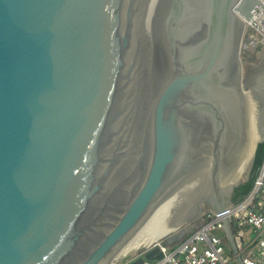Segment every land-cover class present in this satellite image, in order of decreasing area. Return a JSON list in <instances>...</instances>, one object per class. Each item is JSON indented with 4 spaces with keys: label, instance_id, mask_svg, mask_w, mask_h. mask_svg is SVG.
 Segmentation results:
<instances>
[{
    "label": "water",
    "instance_id": "1",
    "mask_svg": "<svg viewBox=\"0 0 264 264\" xmlns=\"http://www.w3.org/2000/svg\"><path fill=\"white\" fill-rule=\"evenodd\" d=\"M257 6L0 0V264H110L236 203L264 141Z\"/></svg>",
    "mask_w": 264,
    "mask_h": 264
},
{
    "label": "built area",
    "instance_id": "2",
    "mask_svg": "<svg viewBox=\"0 0 264 264\" xmlns=\"http://www.w3.org/2000/svg\"><path fill=\"white\" fill-rule=\"evenodd\" d=\"M247 26L250 30V42L256 44L255 38L259 37L260 44L264 47L263 7L257 6L254 9L253 18L247 22ZM225 218H229L232 222L239 251H244L245 226L253 227L261 234V237H257L254 242L258 243L257 250H254L257 256L240 255L242 264H264V163L254 187L243 200L221 212L215 210L204 212L198 220L195 231L177 246L170 247L163 240H157L153 245L151 244V247L159 246L163 257L155 260L154 263L145 260L143 264H233V256L227 251L221 235V232L225 231Z\"/></svg>",
    "mask_w": 264,
    "mask_h": 264
},
{
    "label": "rangeland",
    "instance_id": "3",
    "mask_svg": "<svg viewBox=\"0 0 264 264\" xmlns=\"http://www.w3.org/2000/svg\"><path fill=\"white\" fill-rule=\"evenodd\" d=\"M249 36H250V30L248 29V26L246 27V30H245V34H244V37H243V44H242V52H241V56H242V59L243 61L245 62H249V63H253V64H256V65H259L263 55H264V48L260 46V38L259 37H256L255 40L257 41L256 44H252L250 42V39H249ZM246 48H250V49H256V48H260L258 51L255 50L253 51L254 54L257 56V60H245L243 58V50L246 49ZM245 53V51H244ZM208 210H213V208L211 207H205L201 213H204ZM200 216H197L193 219H191L189 222H185L182 226L178 227V228H174L173 230H171L170 232L166 233L165 235H163L162 237L158 238L157 240H163V239H166L168 236L172 235L173 233L177 232V231H180L181 232V236H185L187 234V230L190 229V226H194V225H197L198 223V220H199ZM250 227V226H249ZM251 230L247 236V240L245 242V244L247 245V248H246V251H256L257 248H258V243H254V244H250V242H253L255 239H257V237H261V234L259 232H256L254 230L253 227H250ZM156 240V241H157ZM156 241H154L153 243H155ZM153 243H148L146 245H143L141 247L138 248V250L136 251L135 254H133L132 256H130L129 258H114L110 264H126L127 262H129L130 260H132L133 258L137 257L141 252L147 250L148 248H150ZM152 244V245H151ZM179 244V243H178ZM177 244V245H178ZM176 245V246H177ZM170 250H172L170 248ZM155 260H152V263H154Z\"/></svg>",
    "mask_w": 264,
    "mask_h": 264
},
{
    "label": "trees",
    "instance_id": "4",
    "mask_svg": "<svg viewBox=\"0 0 264 264\" xmlns=\"http://www.w3.org/2000/svg\"><path fill=\"white\" fill-rule=\"evenodd\" d=\"M261 47V46H259ZM260 48H246L243 50V58L245 60H257V56L254 54L253 51L255 50H259ZM245 51V53H244ZM264 163V141L259 142L257 149H256V154H255V160H254V164H253V168H252V172H251V176L249 178V180L241 183L236 189L235 192L233 194V201L234 202H239L241 200H243L248 194L249 192L252 190V188L254 187L256 178L260 172V169L262 167Z\"/></svg>",
    "mask_w": 264,
    "mask_h": 264
},
{
    "label": "crops",
    "instance_id": "5",
    "mask_svg": "<svg viewBox=\"0 0 264 264\" xmlns=\"http://www.w3.org/2000/svg\"><path fill=\"white\" fill-rule=\"evenodd\" d=\"M260 46H262L261 44H260ZM263 47V46H262ZM264 48V47H263ZM245 233H244V236H243V241H244V251H239V253L240 254H244V255H246V254H249V255H251L252 257H256L257 256V254L255 253V251H252V250H250V251H246V248H247V245L245 244V242H246V238H247V236H248V234H249V232H250V230H251V228L249 227V226H245ZM221 235L223 236V238H224V243H225V245H226V247H227V251L229 252V254H231L232 256H233V264H241V262L238 260V258H237V256H236V254H235V252L233 251V249H232V247H231V245H230V243H229V240H228V237H227V235H226V232L225 231H222L221 232ZM185 237H187V234L185 235V236H181V232L180 231H177V232H175V233H173L172 235H170V236H168L166 239H163V241L165 242V243H167L170 247H174V246H176L180 241H182ZM256 240V239H255ZM255 240L253 241V242H250V244H254V242H255ZM242 252V253H241Z\"/></svg>",
    "mask_w": 264,
    "mask_h": 264
},
{
    "label": "bare ground",
    "instance_id": "6",
    "mask_svg": "<svg viewBox=\"0 0 264 264\" xmlns=\"http://www.w3.org/2000/svg\"><path fill=\"white\" fill-rule=\"evenodd\" d=\"M154 241H156V240H154ZM154 241H152V243L154 242ZM151 243V242H150ZM114 259V258H113Z\"/></svg>",
    "mask_w": 264,
    "mask_h": 264
}]
</instances>
